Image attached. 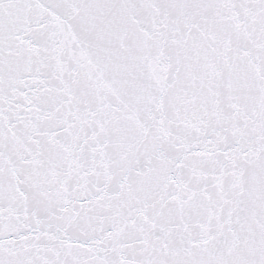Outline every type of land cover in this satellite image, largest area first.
Returning <instances> with one entry per match:
<instances>
[{
  "label": "snow or ice",
  "instance_id": "snow-or-ice-1",
  "mask_svg": "<svg viewBox=\"0 0 264 264\" xmlns=\"http://www.w3.org/2000/svg\"><path fill=\"white\" fill-rule=\"evenodd\" d=\"M0 264H264V0H0Z\"/></svg>",
  "mask_w": 264,
  "mask_h": 264
}]
</instances>
